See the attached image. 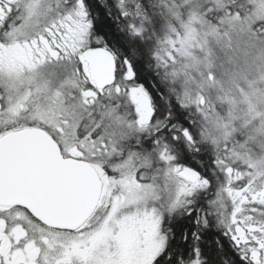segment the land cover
I'll return each mask as SVG.
<instances>
[{"label": "snow or ice", "instance_id": "snow-or-ice-1", "mask_svg": "<svg viewBox=\"0 0 264 264\" xmlns=\"http://www.w3.org/2000/svg\"><path fill=\"white\" fill-rule=\"evenodd\" d=\"M0 264H264V0H0Z\"/></svg>", "mask_w": 264, "mask_h": 264}]
</instances>
